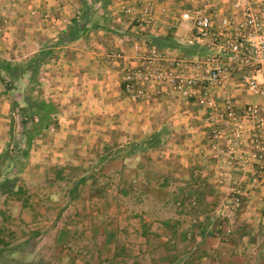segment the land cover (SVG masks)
Returning <instances> with one entry per match:
<instances>
[{
  "label": "rangeland",
  "instance_id": "rangeland-1",
  "mask_svg": "<svg viewBox=\"0 0 264 264\" xmlns=\"http://www.w3.org/2000/svg\"><path fill=\"white\" fill-rule=\"evenodd\" d=\"M19 1L23 0H0V36L6 26L1 13L5 18ZM60 1L71 5L87 1L91 18L110 25L109 40L129 36L126 32L133 28L130 34L138 40L131 43L126 39L132 47L139 44L133 56L125 58L111 50L119 63L122 87L131 97L125 90V78L140 66L139 56L154 46L152 37H169L179 44L162 49L154 46L164 55L196 61L209 53L192 37L191 26L179 21L189 0H150L157 13L149 25L125 13L121 0ZM30 15L28 23L36 19L43 23L41 8ZM11 16L10 23H15ZM117 21L130 26L119 27ZM54 45L42 40L37 45L26 44L23 53L18 50L14 54L15 49L0 48L1 58L22 65L53 47V54L40 66L37 83L26 76L12 91L0 83V181H14L24 190L20 195L0 194V236L8 244L0 264H264V209L257 219L231 215L244 206L242 192L232 201H212L217 192L207 182L204 187L192 186L201 177L208 178L204 173L196 177L177 169L169 159L155 156L156 148L147 146L146 140L104 146V140L83 139L70 132L72 127L67 132L62 128L61 118L76 111L72 101L64 100L69 91L52 84L57 79L66 85L72 82L61 75L54 62L59 58L66 62L61 48ZM82 48L88 50L86 45ZM49 63L53 67L47 69ZM50 75L54 81L49 84ZM157 95L173 98L165 81L154 82L145 98H133L145 100ZM28 97L54 104L48 127L34 117L38 124L29 121L23 128L21 107L28 105ZM83 127L86 133L92 125L85 121ZM261 188L264 191V186ZM237 197L240 206L235 202ZM261 198L264 202V196ZM143 220L147 224L144 228Z\"/></svg>",
  "mask_w": 264,
  "mask_h": 264
},
{
  "label": "crops",
  "instance_id": "crops-1",
  "mask_svg": "<svg viewBox=\"0 0 264 264\" xmlns=\"http://www.w3.org/2000/svg\"><path fill=\"white\" fill-rule=\"evenodd\" d=\"M37 1L39 4L36 5ZM40 8L41 14L44 15L43 23H39L38 19L28 23L27 20L32 19L30 12L35 13ZM77 10V2L71 5L61 3L60 0H35L30 4L24 3V0L19 1L13 4V8L5 18L3 17L5 14L1 13L6 26L0 36V48L9 52L15 49L12 54L18 50L23 53L26 44L31 46L32 43L37 45L42 40L56 41L60 32L70 27L71 18ZM11 14L14 15L15 23L14 21L10 23V19H13ZM21 14L25 22L21 20ZM99 24L107 26L103 23ZM124 24L127 26L124 27ZM117 25L126 29L130 26L125 22H119ZM93 30L88 35L60 47L61 56L66 57V62L62 58L54 61L58 63L57 67L61 75L72 82L66 85L57 79V83L52 84L59 89L69 91L64 95V100L72 101L70 102L73 105L72 110L76 111L75 115H65L61 118L62 128L67 132L68 128L72 127L73 130L70 132L83 139L104 140L102 143L104 146L114 143L122 146L126 143L148 140L155 134L161 133L167 141L164 145L156 147L155 156L169 159V164L177 165V169L188 171L196 177L204 173L208 178L201 177V180L192 182V186L204 187L207 182L210 188L217 192L211 197L212 201L220 198L222 201H232L238 195V191L242 192L241 199L245 202L244 206L231 215L237 214L235 216H239L240 219H257L261 216L259 212L264 209V202L261 201L264 191L261 186L252 188L241 171L226 164L227 151L229 152L227 126L225 124L220 126L226 137L215 142L212 138L214 126L207 121L206 110L202 104L186 98H167L165 95H157L145 100H137L128 95L122 87L119 63L113 58L111 50L121 52L125 58L132 57L134 49L139 45L131 46L133 39L137 37L134 33L130 34L133 28L126 32L129 36L124 38L114 36V40L107 38L109 35L107 29ZM140 43V46L144 47L143 40H140ZM85 45L88 46V50L82 48ZM50 67H53L51 63L46 66L47 69ZM236 77L227 88L217 93L220 96L225 93L231 94L241 106L262 100L256 94L239 86ZM47 80L50 84L54 78L50 75ZM76 98L79 104L76 103ZM86 114L90 117L85 119ZM85 121H89L92 125L86 133L83 130ZM244 136L243 153L248 157L252 150V139L248 132ZM214 143L219 149L218 152L213 150ZM170 167L173 169L172 166ZM222 175L225 177V184L218 185ZM146 225V221L143 220L141 227L144 228ZM144 232L145 229L142 230V233ZM217 246L218 244H215L214 247Z\"/></svg>",
  "mask_w": 264,
  "mask_h": 264
},
{
  "label": "built area",
  "instance_id": "built-area-1",
  "mask_svg": "<svg viewBox=\"0 0 264 264\" xmlns=\"http://www.w3.org/2000/svg\"><path fill=\"white\" fill-rule=\"evenodd\" d=\"M121 8L146 25L157 13L150 0H121ZM178 18L191 26L194 38L209 53L201 60H184L152 46L126 76L125 90L145 98L154 82L165 81L173 98L202 104L214 126L215 142L226 137L220 126H227L226 164L241 171L250 186H264V0H189ZM235 76L239 86L262 100L241 106L229 93L220 96L217 91L227 88ZM246 132L252 139L248 157L243 153ZM213 150L219 151L215 143ZM224 184L222 175L218 185ZM235 202L240 206L238 197Z\"/></svg>",
  "mask_w": 264,
  "mask_h": 264
},
{
  "label": "trees",
  "instance_id": "trees-1",
  "mask_svg": "<svg viewBox=\"0 0 264 264\" xmlns=\"http://www.w3.org/2000/svg\"><path fill=\"white\" fill-rule=\"evenodd\" d=\"M107 20V19H106ZM109 21V20H107ZM105 25H100L99 22L91 18V12L89 5L87 6V1L84 5H78V10L75 15L71 18V24L68 29L60 32L58 39L56 41L50 40V43L55 44L56 47L66 46L82 36L88 35V33L93 29L104 28L109 29L110 25L104 22ZM169 37H152V42L154 46H158L160 49L165 47H178L179 44L171 40ZM175 45V46H174ZM53 47L48 48L47 51H41L34 58L28 60L22 65H13L11 61L1 58L0 56V83H2L7 91L15 90L16 83L22 80L24 77L29 76L30 82L37 83L39 76L40 66L48 61V58L53 54ZM202 54L206 52L205 48L201 51ZM207 55V54H206ZM30 100L26 107H21L22 112V126L23 128L32 121L34 122V117H37L39 122L45 123L44 126L48 127L50 122V115L55 113V106L49 100H31V97L27 98ZM167 138L161 133L155 134L152 138L146 139V144L149 147H159L166 143ZM108 148V147H107ZM6 156V155H5ZM24 190L18 187L14 181L2 180L0 181V194H10V195H20L23 194ZM24 205L26 203L24 202ZM8 249V244L0 236V259L5 257V252Z\"/></svg>",
  "mask_w": 264,
  "mask_h": 264
}]
</instances>
